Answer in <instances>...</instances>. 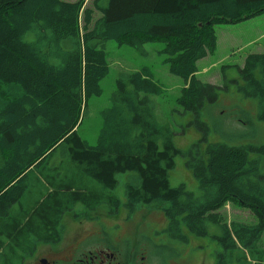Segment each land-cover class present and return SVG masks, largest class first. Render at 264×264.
Listing matches in <instances>:
<instances>
[{
	"label": "trees",
	"instance_id": "1",
	"mask_svg": "<svg viewBox=\"0 0 264 264\" xmlns=\"http://www.w3.org/2000/svg\"><path fill=\"white\" fill-rule=\"evenodd\" d=\"M261 14L264 0H0V264H13L16 240L57 226L75 204L116 188L121 174L131 176L130 206L161 203L169 237L182 228L205 237L215 225V264H264V144H207L186 162L197 191L171 186L183 152L155 118L150 97L165 89L149 67L118 75L94 145L77 130L84 102L102 94L109 74L107 42L137 51L163 43L169 73L184 82L178 114L193 117L184 127L203 129L219 87L196 77L197 62L215 50L217 25ZM235 70L234 79L221 70L224 82L255 99L264 122V53ZM228 202L256 222L226 223L217 212Z\"/></svg>",
	"mask_w": 264,
	"mask_h": 264
},
{
	"label": "rangeland",
	"instance_id": "2",
	"mask_svg": "<svg viewBox=\"0 0 264 264\" xmlns=\"http://www.w3.org/2000/svg\"><path fill=\"white\" fill-rule=\"evenodd\" d=\"M80 1L87 7L92 0ZM214 31L215 50L197 62L196 77L202 82L219 87L217 105L200 117L203 129L184 127L193 117L178 114L180 109L176 100L184 82L169 73L165 56L160 52L164 47L163 43L147 44L142 51H137L129 46L107 42L105 53L109 74L100 83L102 94L90 98L82 106L77 125L81 137L90 145L95 144L101 125L99 112L110 106V96L115 90L118 75L149 67L154 79L165 89L163 96L150 97L155 118L159 123L171 126L175 132L174 144L183 152V156L176 158L174 169L170 173L172 186L182 185L185 190L197 191V183L185 167V162L197 152L199 157L207 144H264V122L259 121L256 116V100L243 98L237 88L235 89L233 84L230 85L231 82H224L226 77L237 78L235 67H241L249 54L264 53V14L238 24L217 25ZM222 69L226 77L223 76ZM130 177L129 174L118 176V194ZM161 208V203L143 209L141 206H135L132 212L129 211L128 222L124 223L125 234L130 243L140 242L151 246L149 250L147 248L146 259L139 261V264H215L216 254L221 251L215 240V236L221 234L220 228L210 225L205 237L193 236L182 228L180 238L169 237L166 218ZM217 213L228 224L256 222L249 210L231 202L226 203ZM63 222L71 224L70 215H66ZM111 224L114 225L115 222L112 221ZM262 244L264 246V238ZM16 264H19V261Z\"/></svg>",
	"mask_w": 264,
	"mask_h": 264
},
{
	"label": "flooded vegetation",
	"instance_id": "3",
	"mask_svg": "<svg viewBox=\"0 0 264 264\" xmlns=\"http://www.w3.org/2000/svg\"><path fill=\"white\" fill-rule=\"evenodd\" d=\"M60 157V156H59ZM64 161V160H63ZM61 160V162H63ZM188 161V160H187ZM186 167V162H185ZM126 184V183H125ZM171 185V182H170ZM172 186V185H171ZM94 194V201L75 204L57 226L46 225V232H32L16 240L12 263L16 264H139L146 259L147 248L140 242L130 243L125 234L130 206L125 186L118 194L115 188H104ZM86 204V203H85ZM133 207V208H131ZM73 212V215H72ZM70 215L71 224L64 217ZM115 224H111V222ZM153 246H156L153 244Z\"/></svg>",
	"mask_w": 264,
	"mask_h": 264
}]
</instances>
